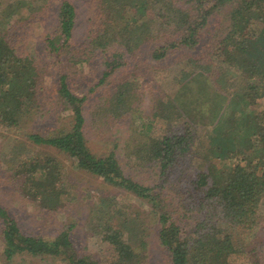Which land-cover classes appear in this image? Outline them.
Here are the masks:
<instances>
[{
  "label": "trees",
  "instance_id": "16d2710c",
  "mask_svg": "<svg viewBox=\"0 0 264 264\" xmlns=\"http://www.w3.org/2000/svg\"><path fill=\"white\" fill-rule=\"evenodd\" d=\"M173 1L100 0L93 8L94 14L99 13V6L100 12L105 7L110 14L101 13L99 23L92 22L96 27L89 30L91 37L87 34L88 41L83 47L88 55L96 51L106 54L108 48H117L110 61L102 57L104 71L97 84L101 85L126 68V53L145 66L141 53L145 49L154 61L165 59L169 49L181 46L195 49L210 19L228 8V15L222 21H229V29L215 45V38L211 37L209 49L211 55L218 57L224 65L234 64L237 68L244 82L241 94L226 91L216 83L213 88L209 85L207 78H219L220 72L208 75L212 64L202 67L197 61L190 60L185 71L173 76L171 87L164 90L169 97L157 100V107L163 113L159 116L161 122L168 127L166 134L146 136L147 130L142 129L129 136L138 158L157 165L159 183L156 186L146 187L125 176L114 152L103 157L91 153L86 145L83 112L87 97L69 89V75L61 72L60 67L56 68L55 77L58 79L52 95L56 98L55 103L71 117L70 126L49 137L38 134L26 137L36 145L57 149L73 159L79 170L147 201L154 208H160L162 200L154 197L152 191L171 190L170 178L196 154L202 170L194 178L189 175L180 177L184 192L178 207L194 211L201 218H196L192 224H180L171 218L169 211H164L166 209L159 215L158 239L168 252L170 263L231 264L227 261L228 256L246 252L248 257L252 254L249 257L252 264H264V236L258 237L256 246L242 250L233 242L232 234L223 228V223L243 229L253 228L264 198V0ZM9 17L8 14V19L3 21L5 25H8ZM56 17L54 32L45 37L46 50L56 56L54 67L61 64L60 58L69 52L76 17L74 6L66 0L60 1ZM164 27L172 28L175 35L170 43L163 37ZM218 33L216 30L213 35ZM5 34L0 26V124L13 130L29 115H42L41 107L45 105L46 97L45 88L37 81L40 76L37 58L20 54L15 40ZM133 67L132 72L138 78H146L137 63ZM124 77H128L127 74ZM126 83L125 79L121 80L116 94L113 96L112 93L108 101L99 104L108 105L113 96L115 118L124 117L120 110L130 111L132 98ZM197 84L201 98L193 102L190 99L192 91H189ZM249 98L260 100L263 107L254 116L245 113V102ZM44 157L40 155L31 159L22 167L13 163V168H17L11 171V176L20 179L18 183L23 191L41 202L43 208H55L63 204L64 196L62 198L60 193L63 183H59L60 171L46 164L50 159ZM108 206L104 205L102 209L103 217L92 216L95 222L92 232L113 250L115 260L110 264H142L145 260L141 251L144 242L141 246L136 238L139 235L136 223L131 222L128 239L124 241V228L109 223L112 207ZM0 218L3 223V255L7 260L17 255H50L62 257L68 264H101L89 254L76 251L71 240V226L54 239L45 240L23 234L17 222L2 208Z\"/></svg>",
  "mask_w": 264,
  "mask_h": 264
},
{
  "label": "rangeland",
  "instance_id": "374dc122",
  "mask_svg": "<svg viewBox=\"0 0 264 264\" xmlns=\"http://www.w3.org/2000/svg\"><path fill=\"white\" fill-rule=\"evenodd\" d=\"M60 1L63 0H49V2L0 0V26L5 31V35L15 40L20 54L37 58V63L40 65V76L37 81L45 88L46 97L45 105L41 103L42 115L36 113L29 115L23 119L18 128L13 130L0 124V208L17 222L22 233L27 236L52 240L65 228L73 227L71 240L76 251L89 254L101 264H110L115 260L113 250L92 232L95 225L92 216H102L104 205H109L108 207H112L109 223L124 228V241L128 239L131 222L136 223L139 232L136 238L140 240L141 246L144 242L141 251L145 255V260L142 264H171L168 252L160 245L158 239L159 215L161 210L166 209L164 211H169L171 218L180 224H192L196 218H201L194 211L181 210L178 207L181 193L184 192L180 186V177L189 175L190 178H194L202 170V167H199L200 159L196 154L193 155V160L185 161L170 178L171 190L165 189L161 193L158 190L152 191L154 197L162 200L160 201L162 206L160 204V208H154L147 201L79 170L73 159L57 149L47 145H36L26 136L38 134L49 137L59 129L67 130L70 126L71 117L69 118L61 105L55 103L56 98L52 95L58 79L55 77L58 72L56 68L60 67L61 72L69 75L67 78L69 89L79 96L87 97L83 112L86 119V145L91 153L96 157H103L114 152L125 176L146 187L156 186L159 183L158 167L153 162L138 158L131 147L134 142L129 141L130 133L145 129L146 136L158 137L166 134L168 127L161 122L159 116H163V113L157 107V100L159 97L162 99L169 97L164 90L171 87L173 76L185 71L186 63L190 60L197 61L202 67L212 64L208 75H215L220 71L217 75L219 78H207L212 88L216 83L226 91L231 93L236 91L237 94H241L244 82L237 68L234 64L224 65L225 63H222L218 57L211 55L212 51L209 49L211 37L215 38L213 43L215 45V42L229 29V21L225 23L222 21L229 10L224 8L210 19L195 49L182 46L169 49L167 57L162 61L152 60L148 50L145 49L141 51L145 66L137 62L133 55L126 53L128 62L126 68L110 76L105 83L97 85L104 71L103 58L108 61L113 59L117 48L116 46L108 48L106 54L96 51L88 55L83 47L88 41L87 34L91 37L89 30L96 27L92 22L99 23L101 13L106 15L110 13L105 7L100 12L99 6L97 8L99 13L94 14L93 8L100 3V0H66L75 8V24L69 52L60 58L62 63L54 67L56 56H51L46 50L45 37L51 36L57 26L56 12ZM171 1L173 0H167L169 3H172ZM8 14L10 20L8 25H5L3 21L8 19ZM216 30L219 33L213 35ZM172 32V28L164 27L163 37L165 36L168 43L175 39ZM164 41L163 43H166ZM136 63L146 74V78H138L132 72ZM125 74L128 77L125 78ZM122 78L127 81L126 85L132 101L130 111L120 110L124 117L115 118L113 96ZM211 79L215 80L211 81ZM198 87L199 84L189 91V93L192 91L190 99H193V102L195 100L198 102L201 98ZM112 93L108 105H99ZM260 104V100L249 98L245 102V113L254 116L256 111L263 109ZM158 112L160 115H157ZM40 155L49 158L46 164L60 171H58L59 183H63L60 193L64 199L63 204L55 208H43L41 202L38 203L31 194L23 191L18 183L20 179H12L11 176V171L14 172L17 168H13V163L22 167L26 162L35 160ZM172 207L176 209L173 210ZM258 214L257 224L251 229L223 223V228L232 234L233 242L242 250L248 246L249 248L256 246L258 237L264 236V198ZM2 230L3 223L0 218V264H68L62 257L53 258L50 255L36 257L17 255L12 260H7L3 255ZM251 256L252 254L249 257ZM249 257L246 252H239L228 256L227 261L231 264H252Z\"/></svg>",
  "mask_w": 264,
  "mask_h": 264
}]
</instances>
